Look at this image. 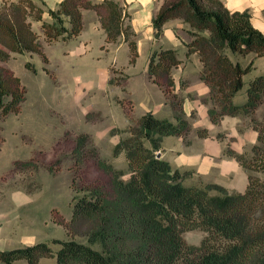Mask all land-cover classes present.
I'll return each instance as SVG.
<instances>
[{
	"label": "trees",
	"instance_id": "16d2710c",
	"mask_svg": "<svg viewBox=\"0 0 264 264\" xmlns=\"http://www.w3.org/2000/svg\"><path fill=\"white\" fill-rule=\"evenodd\" d=\"M124 0H60L48 7L43 0H3L0 5V111L17 112L23 98L20 78L3 65L13 53L36 52L47 62L42 39L51 43L76 37L83 28L86 9L97 13L107 42L121 37L129 47V62L138 55L135 33L128 22ZM47 13L49 19H44ZM172 18H181L189 34L186 53H197L202 68L200 78L209 87L205 101L213 123L223 116L249 119L257 139L243 151L231 147L224 154L246 170L244 191H229L223 185L206 182L185 184L191 170L172 167L156 154L163 135L186 136L191 131L182 109L183 98L175 91L172 69L180 62L178 49L158 48L148 60V75L163 91L173 109L174 120L152 112L139 117L130 114L132 103L121 100L129 118L127 135L115 144L123 151L124 169L100 159L106 183H93L73 195L70 217L50 209L52 220L63 226L67 237L0 249V262L40 264L54 258V264H264V72L249 80L246 74L253 61L243 65L228 50L244 56H264V34L250 21L247 9L230 10L221 0H163L152 17L155 37ZM41 21L42 39L32 22ZM34 69L30 62L25 63ZM242 92L244 99L235 102ZM199 135L207 133L198 129ZM224 137V133H218ZM73 155L82 154L85 136L78 139ZM94 152V151H91ZM75 155V156H76ZM204 232L199 243H188L183 233ZM77 235L86 236L87 242ZM94 244H97L96 247Z\"/></svg>",
	"mask_w": 264,
	"mask_h": 264
},
{
	"label": "rangeland",
	"instance_id": "374dc122",
	"mask_svg": "<svg viewBox=\"0 0 264 264\" xmlns=\"http://www.w3.org/2000/svg\"><path fill=\"white\" fill-rule=\"evenodd\" d=\"M34 22H40L41 29V21ZM32 28L42 39V30ZM42 46L47 62L36 52H24L13 53L3 63L20 78L23 98L17 112L0 111V228L9 231L14 242L21 243L28 233L33 239L50 241L55 249L58 244L51 240L64 239L67 234L52 220L50 209L57 208L68 219L73 195L81 194L84 186L107 182L98 160L118 169L126 167L124 152L116 153L114 147L127 134L114 130H124L128 124L123 125L119 117L120 101L126 98L111 94L105 77L79 68L80 64L74 70L69 53L57 40L47 43L42 39ZM227 52L239 61L241 55ZM26 62L34 69L27 68ZM107 83L117 87L120 82L110 75ZM242 94L240 91L234 99L241 100ZM129 112L136 116L132 107ZM81 136H85L87 151L75 156L73 150ZM187 181L192 180L187 176ZM203 235L199 229L183 233L194 244ZM76 238L87 242L86 236ZM43 260L41 264H54V258Z\"/></svg>",
	"mask_w": 264,
	"mask_h": 264
},
{
	"label": "crops",
	"instance_id": "0c3cea01",
	"mask_svg": "<svg viewBox=\"0 0 264 264\" xmlns=\"http://www.w3.org/2000/svg\"><path fill=\"white\" fill-rule=\"evenodd\" d=\"M43 1L48 7H54L60 0ZM221 1L230 10L247 9L251 23L264 34V0ZM124 2L130 13L128 22L134 30L137 43L138 55L135 62H129V47L122 38L116 43L106 42L105 31L98 15L93 10L86 9L82 14L81 32L71 39L57 40L69 53L70 66L78 70L80 64L79 68L87 72L97 71L99 76L105 77V84L111 94L131 101L135 117L152 112L160 118L174 120L171 105L164 100L162 88L149 77L147 67L149 56L155 49L177 48L180 62L172 69L174 90L183 98L182 109L190 120L191 131L186 136L163 135L159 149L156 150L159 151L158 157L166 160L174 168L191 170L188 178L192 181L189 183L187 177L184 180L187 185L214 182L223 185L229 191H244L247 184L246 170L235 158L225 155L224 148L228 138L232 137L231 147L236 151H243L256 141V130L250 126L248 118L240 116L225 115L217 123L210 120L208 105L204 101L209 96V87L200 78L202 62L197 53H186L185 42L189 38L186 23L181 18L169 19L164 23L159 37L154 35L152 17L159 10L163 0ZM43 18H49L48 14L44 13ZM32 25L38 32L41 31L40 22H34ZM238 60L244 65L253 61L252 69L246 74L247 80L264 72V56L248 53L240 56ZM74 61L77 63L73 64ZM110 75L118 77L120 83L117 87L114 84L109 87L107 80ZM242 97L241 100H234L240 102L244 99V94ZM119 106L121 112L119 117L123 125L128 124L129 118L121 104ZM263 112L264 108L261 107L256 115L261 117ZM198 129H205L207 133L199 135ZM218 133H224V137H218ZM25 234L27 235H24L21 243H17L13 241L9 231L0 228V249L43 240L33 239L31 236L32 240H28L30 237L28 233ZM43 259L45 258L40 259V264L45 261ZM13 264H26V261L16 260Z\"/></svg>",
	"mask_w": 264,
	"mask_h": 264
},
{
	"label": "water",
	"instance_id": "95a60500",
	"mask_svg": "<svg viewBox=\"0 0 264 264\" xmlns=\"http://www.w3.org/2000/svg\"><path fill=\"white\" fill-rule=\"evenodd\" d=\"M157 156H159V153H157Z\"/></svg>",
	"mask_w": 264,
	"mask_h": 264
}]
</instances>
